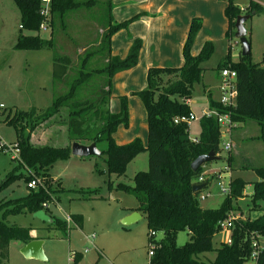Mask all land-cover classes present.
I'll use <instances>...</instances> for the list:
<instances>
[{
	"label": "trees",
	"instance_id": "1",
	"mask_svg": "<svg viewBox=\"0 0 264 264\" xmlns=\"http://www.w3.org/2000/svg\"><path fill=\"white\" fill-rule=\"evenodd\" d=\"M20 13L19 33L14 45L18 50L38 51L53 49L55 41L53 34L42 38L37 35H25L22 32H39L43 17L40 15V0H13ZM95 0L78 2L76 0H53L50 10V20L47 28L53 26V15L58 14L60 21L68 11H73L82 6H91ZM108 8L107 27L100 41L99 52H103L105 63L100 69H90V60L99 52H85L80 59L78 71L69 83L67 90L54 97L51 105L43 112L36 109L29 111H15L5 117V123L13 126L16 141L13 145L19 150V166L27 169L28 175L23 177L26 184L34 177L41 180V186L35 191L15 201L0 202V264H7L9 248L12 242L26 244L31 240L30 230L15 225H8L5 216L18 212L34 214L43 210L48 216L44 204H48L54 190L51 188L52 178L49 169L57 160H64L71 154V143L64 146L58 144H35L32 134L36 128L50 120L59 118L65 111L66 138L68 142H77L82 145L99 142L106 143V149L101 151L105 155L106 173L122 176L126 166L136 155L142 151L147 152L148 170L136 173L133 177V186L118 184L138 202L135 209L143 216L148 229L149 243H155L150 264H204L199 261V256L214 251L213 238L221 230L219 223L229 216L233 210L231 202L243 197L245 182L241 179H231L229 182L230 194L216 209H202L199 206L198 196L193 193L192 180H196L203 172V167L197 172L191 170V164L199 156L213 152L219 155L220 132L215 118L202 117L199 120L200 131L197 142L189 139V127L184 122L175 123L176 119L189 118L190 100L192 89L202 79V64L210 59L214 52L212 42H205L200 52L193 56L191 48L194 39L201 28V21L192 20L187 39L182 48L183 65L180 68H150L147 71L146 87L134 93L139 97L147 115V144L144 147L140 139L136 138L124 145H117L113 134L117 129L128 126L127 97H119V108L116 113H111L108 103L111 98V83L116 72L134 67L138 61L141 41L134 40L128 55L120 59L111 55V37L120 29H126L136 18H131L122 23H114L110 14V0L106 2ZM261 6L249 0L248 5L242 10L235 5L234 0H227L225 16L228 28L226 39L232 38L235 32V21L241 15H258L262 13ZM231 49V48H230ZM59 61L58 69L53 72L55 78L61 81L66 77L72 60L67 55L56 56ZM230 68L237 74V103L232 110V120L239 124L247 121L257 125V136L246 138L249 141H258L264 145V68L250 62V55H240L237 62H232L225 56L216 70ZM105 76L106 82L92 84L93 77ZM91 87L89 96L80 99L81 89ZM103 105L106 106L104 111ZM208 108H216L223 112L221 106L209 100ZM94 118L99 124L91 126L89 118ZM4 146L0 151H4ZM256 156V155H255ZM219 157V156H218ZM235 160V155L228 152L227 164ZM247 163L240 169L252 170L258 180L253 183V193L250 196L252 203L264 202V165L253 164L254 159H244ZM15 178L14 174L0 183V189ZM45 184V187L43 186ZM209 183H206V188ZM27 186V185H26ZM60 186V184H58ZM53 224L61 230L66 229V223L51 217ZM76 228L82 229V216L70 215ZM50 223V224H51ZM61 225V226H60ZM190 234L189 241L183 246L176 245V238L180 232ZM161 233L163 238L155 242L150 233ZM231 245L221 243L215 249L216 257L207 264H245L250 260V237L258 234L264 237V210L263 214L254 221L250 219L236 221L230 232ZM82 254L70 253L68 264H80ZM257 264H264V250L259 255Z\"/></svg>",
	"mask_w": 264,
	"mask_h": 264
},
{
	"label": "rangeland",
	"instance_id": "2",
	"mask_svg": "<svg viewBox=\"0 0 264 264\" xmlns=\"http://www.w3.org/2000/svg\"><path fill=\"white\" fill-rule=\"evenodd\" d=\"M87 2L89 0H76ZM263 9L262 13L252 16L244 27L250 44V62L264 68V0H252ZM107 0H95L91 6H82L73 11H68L60 21L59 15H53V26L39 32L23 31L25 35H39L42 38L53 34L55 47L47 50H18L14 48L20 27V13L13 0H0V144L9 147L16 141L15 129L5 123V117L15 111H29L36 109L43 112L52 103L54 97L63 94L69 83L78 71L80 59L85 52L100 49V41L107 27L108 8ZM249 0H234L240 9L248 5ZM214 52L209 60L201 66L204 69L202 79L192 89L190 110L195 118L201 116L208 103L219 100L218 71L217 66L228 55L232 62H237L241 55V45L235 37L226 39L225 33L216 35L211 41ZM231 48V49H230ZM103 52L94 56L88 67L100 69L105 63ZM68 55L72 60V66L66 77L61 79L53 77L56 67L60 64L55 62L56 56ZM105 76L93 77L92 84L103 86ZM91 87L80 90L79 97L83 99L89 96ZM209 90L211 96H209ZM106 108L103 105L102 110ZM91 126L98 123L94 118H89ZM253 128L256 124L251 121L245 122ZM243 123V124H245ZM254 130V129H253ZM244 136L245 129L239 131L243 137H236L231 152L235 160L231 166L227 164L228 153L222 147L219 160L207 163L203 166L205 182L209 183L204 190V195L209 193L205 200H199L202 209H216L221 206L227 195L221 192L222 188H228L231 179H241L245 182L243 197L231 202L233 210L229 213L239 214L243 221H254L263 214L264 202L252 203L250 196L253 193V183L258 178L254 171L240 169L247 162L245 149L247 139ZM199 120L195 119L189 127V139H196L199 135ZM35 144H58L64 146L72 144L66 138L65 111L56 120L52 119L36 128L32 134ZM246 140V141H245ZM262 144V143H261ZM264 146V145H262ZM101 152L106 149L105 142L96 144ZM236 153V154H235ZM105 155L77 157L72 154L64 160H57L49 174L52 178L51 188L54 190L52 198L48 202L46 211L51 217L66 223V229L61 230L53 223H45L33 217L29 212H18L5 216L8 225H15L30 230L33 238L44 240L43 260L26 259L21 254L19 242H12L9 248L7 264H68L71 252L82 254L80 264H149V237L145 220L137 221L131 225H123L119 217L126 210L136 209L137 200L124 189L118 188V184L133 186V177L136 173L148 170V156L146 151L140 152L126 166L122 176L106 173ZM253 164L264 165V152L256 151ZM220 172V177L217 176ZM25 167L19 166L12 160V154L0 151V183L7 176L14 174L4 188L0 189V202L15 201L26 197L30 191L23 177L28 175ZM31 174V173H29ZM32 175V174H31ZM38 178V176H37ZM197 179L192 180L195 183ZM60 184V186H58ZM44 188L45 184H43ZM82 216V229L76 228L73 221L67 218L70 215ZM131 215V214H130ZM2 215L0 214V219ZM61 226V225H60ZM230 232L220 231L213 238L214 251L199 256V261L204 264L213 261L216 257L215 249L221 243L230 238ZM86 236H94V243L101 251V257L90 246ZM163 238L161 233H156L152 238L160 242ZM190 234L187 231L180 232L176 238V245L183 246L189 241ZM89 249L87 253L85 250ZM245 264H255L249 260Z\"/></svg>",
	"mask_w": 264,
	"mask_h": 264
},
{
	"label": "crops",
	"instance_id": "3",
	"mask_svg": "<svg viewBox=\"0 0 264 264\" xmlns=\"http://www.w3.org/2000/svg\"><path fill=\"white\" fill-rule=\"evenodd\" d=\"M110 2V14L114 23L136 18L126 29H120L112 35L111 55L124 59L134 40L141 41L137 64L128 70L116 72L112 78L108 109L111 113H116L119 108L118 98L125 96L128 112V126L126 128L120 126L112 137L117 145H124L138 138L145 147L147 144V115L142 101L133 94L146 87L148 69L182 67L184 63L182 48L192 20L201 21V28L191 48L193 56L200 52L205 42H211L216 35L221 36L226 33L228 28L225 16L227 0H110ZM208 94L211 96L210 90ZM207 108L208 105L205 109ZM243 129L247 131L244 136H249L253 129L254 133H251L250 137L257 136V126L252 128L245 123L238 125L233 132L232 139L242 137L239 131ZM235 143L233 142V147H236ZM262 145L258 141H249L245 149V157L254 159L257 150L264 152ZM134 212L137 211L135 209L126 210L119 217V221L125 220ZM138 214L141 217L131 224L143 220V216ZM29 235L32 237L31 233ZM90 237L85 238L101 257L102 253L94 243L95 237ZM33 239L39 240V238ZM24 245L20 243V248ZM85 251L87 253L89 249Z\"/></svg>",
	"mask_w": 264,
	"mask_h": 264
},
{
	"label": "built area",
	"instance_id": "4",
	"mask_svg": "<svg viewBox=\"0 0 264 264\" xmlns=\"http://www.w3.org/2000/svg\"><path fill=\"white\" fill-rule=\"evenodd\" d=\"M53 0H40V15L43 17V22L40 25V30H47V25L50 20V10L52 6ZM218 91H219V100L217 103L221 106V109L223 112H220L216 108H207L201 111V116L199 118H195L193 114L189 116V118H179L175 120V123L178 122H184L188 127H190V124L193 120L198 119L200 120L202 117H213L216 119L217 124L219 126V132H220V141L223 140L222 147L224 150L228 153L232 150L233 142H232V135L234 130L238 127V124L235 123L232 120V110L236 108L237 103V74L234 70L230 68H223L218 73ZM3 105H0V109H3ZM192 142L196 143L197 138L191 140ZM3 147L4 144H0V147ZM221 148V144H220ZM5 152L12 154V160L19 161V150L16 147V145H12L11 147L5 146L4 149ZM218 177H220V172L216 173ZM205 172H202L200 176L197 178V181L195 184H205V187L201 190V193L198 196L199 200H205L209 193H206L205 195L204 190L206 189V182H205ZM41 180L37 177H34L30 180V182L27 184V188L29 191H35L38 187L41 186ZM221 192L225 195L230 194V187L228 188H222ZM44 208L47 209L48 205L44 204ZM240 219L239 214H233L230 213L229 216L221 221L219 223V229L221 231H227L231 232V229L236 221ZM70 218H67V221L69 222ZM155 233H150V237L153 238ZM90 238H94V236H91ZM227 245H231V239H227L225 242ZM151 245L149 249V260L153 255L155 243H149ZM250 246H251V255L250 260H253L255 264H257V260L259 255L264 250V237L260 236L258 234H252L250 237ZM86 252V251H85ZM70 260V259H69ZM150 264V263H149Z\"/></svg>",
	"mask_w": 264,
	"mask_h": 264
},
{
	"label": "water",
	"instance_id": "5",
	"mask_svg": "<svg viewBox=\"0 0 264 264\" xmlns=\"http://www.w3.org/2000/svg\"><path fill=\"white\" fill-rule=\"evenodd\" d=\"M250 18V15H241L238 16L235 21V37L238 39L241 45L242 57L250 55V44L247 38V32L244 27L245 22H247ZM71 154L77 157H90L100 156L101 152L97 149L95 143H91L89 145H82L80 143L74 142L71 144ZM219 159L220 158L213 152L199 156L194 162H192L191 170L193 172H197L199 168L203 167L207 163L218 161ZM204 187V183L194 184L192 186V192L199 193ZM33 217L45 223L52 222L50 216H48L43 210L35 212L33 214ZM140 217L141 216L137 212H134L125 220H123L122 223L123 225H130L134 220L139 219ZM43 245V240H31L21 248V254L26 259L43 260Z\"/></svg>",
	"mask_w": 264,
	"mask_h": 264
}]
</instances>
